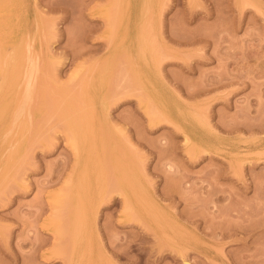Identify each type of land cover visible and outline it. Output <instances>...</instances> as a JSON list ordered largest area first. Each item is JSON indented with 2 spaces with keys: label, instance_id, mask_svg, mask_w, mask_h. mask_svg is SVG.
Listing matches in <instances>:
<instances>
[{
  "label": "rangeland",
  "instance_id": "1",
  "mask_svg": "<svg viewBox=\"0 0 264 264\" xmlns=\"http://www.w3.org/2000/svg\"><path fill=\"white\" fill-rule=\"evenodd\" d=\"M0 30V264H264V0H0Z\"/></svg>",
  "mask_w": 264,
  "mask_h": 264
},
{
  "label": "bare ground",
  "instance_id": "2",
  "mask_svg": "<svg viewBox=\"0 0 264 264\" xmlns=\"http://www.w3.org/2000/svg\"><path fill=\"white\" fill-rule=\"evenodd\" d=\"M12 1H13V0H12ZM11 3H12V2H11ZM11 3H10V4H11ZM14 3H15V2H14ZM13 6H14V5H13ZM13 6H12V7H13ZM3 15H4V14H3ZM5 27H6V26H5ZM3 28H4V27H3ZM0 31H1V30H0ZM2 32H3V31H2ZM0 33H1V32H0ZM3 36H4V35H3ZM17 65H18V63H17ZM9 86H10V85H9ZM9 86H8V87H9ZM8 89H10V87H9ZM8 89H7V90H8ZM20 110H21V109H20ZM185 263H186V262H185ZM186 264H187V263H186Z\"/></svg>",
  "mask_w": 264,
  "mask_h": 264
}]
</instances>
